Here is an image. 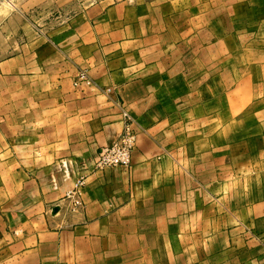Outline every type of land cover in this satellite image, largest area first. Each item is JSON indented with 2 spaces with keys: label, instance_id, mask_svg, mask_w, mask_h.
<instances>
[{
  "label": "crops",
  "instance_id": "1",
  "mask_svg": "<svg viewBox=\"0 0 264 264\" xmlns=\"http://www.w3.org/2000/svg\"><path fill=\"white\" fill-rule=\"evenodd\" d=\"M225 1L0 2V264H264V0Z\"/></svg>",
  "mask_w": 264,
  "mask_h": 264
},
{
  "label": "built area",
  "instance_id": "2",
  "mask_svg": "<svg viewBox=\"0 0 264 264\" xmlns=\"http://www.w3.org/2000/svg\"><path fill=\"white\" fill-rule=\"evenodd\" d=\"M77 81L89 82V78L84 72H80ZM123 130L119 138L111 145L103 147L97 153L94 159V166L97 170L107 168L124 167L127 168L131 162L132 150L135 146V135L131 131L133 123L131 117L125 111H122ZM83 182H79L74 191H70L64 197L71 211L80 208L77 190Z\"/></svg>",
  "mask_w": 264,
  "mask_h": 264
},
{
  "label": "rangeland",
  "instance_id": "3",
  "mask_svg": "<svg viewBox=\"0 0 264 264\" xmlns=\"http://www.w3.org/2000/svg\"><path fill=\"white\" fill-rule=\"evenodd\" d=\"M94 1H96V0H73V7L72 8H74L75 6H77L78 8L79 7H81V6H83V5H88L89 3H92V2H94ZM0 2H2V3H4L5 5H6V7H9L10 8V5H11V3H10V0H0ZM182 2H184L185 4H193V3H198V2H200V0H182ZM202 3H206L207 1H201ZM217 2L219 3V2H226L225 0H217ZM34 3H36V2H34ZM255 5H256V2H255V0H249V9L251 10V9H253L252 7L254 6V8H255ZM55 6H58L57 4H55ZM251 15H252V13L250 12L249 13V16H250V18H251ZM249 23H250V25H252L253 23H254V21L252 22L251 20L249 21ZM250 30H252L253 28H249ZM254 40V39H253ZM255 41H256V39H255ZM251 42V41H250ZM254 42V41H253ZM251 43L250 45H249V47H248V49L250 50V51H256L257 50V44L256 43ZM241 49H239V51H240ZM238 61H235V65L236 66H239V64H240V61H241V59H237ZM235 76H237V75H235ZM235 76H233L232 78H233V81H236V79H237V77H235Z\"/></svg>",
  "mask_w": 264,
  "mask_h": 264
},
{
  "label": "water",
  "instance_id": "4",
  "mask_svg": "<svg viewBox=\"0 0 264 264\" xmlns=\"http://www.w3.org/2000/svg\"><path fill=\"white\" fill-rule=\"evenodd\" d=\"M58 211H59V208H55V209L53 210V215H55Z\"/></svg>",
  "mask_w": 264,
  "mask_h": 264
}]
</instances>
